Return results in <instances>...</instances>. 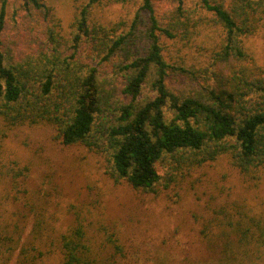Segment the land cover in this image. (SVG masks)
I'll return each mask as SVG.
<instances>
[{
  "label": "trees",
  "instance_id": "16d2710c",
  "mask_svg": "<svg viewBox=\"0 0 264 264\" xmlns=\"http://www.w3.org/2000/svg\"><path fill=\"white\" fill-rule=\"evenodd\" d=\"M55 1L0 0L2 136L49 126L53 140L85 148L114 184L142 194L180 185L222 157L253 185L264 179V68L244 41L264 28V0H166L165 9L141 0L130 19L109 22L95 10L128 0H75L67 24ZM19 10L39 46L17 54L6 27ZM194 45L207 57L198 67L182 52ZM27 171L13 168L5 196L43 206L28 194ZM37 208L14 264H37L45 251L35 244L46 246L49 231L46 250L58 251L59 264H119L131 251L114 221L94 224L73 212L57 232ZM20 231L15 221L0 228V264ZM198 234L208 256L187 264H264V214L219 206Z\"/></svg>",
  "mask_w": 264,
  "mask_h": 264
},
{
  "label": "rangeland",
  "instance_id": "374dc122",
  "mask_svg": "<svg viewBox=\"0 0 264 264\" xmlns=\"http://www.w3.org/2000/svg\"><path fill=\"white\" fill-rule=\"evenodd\" d=\"M56 9L63 23L70 20L75 0H56ZM141 0L111 2L98 7L101 21L128 20ZM165 9L166 0H155ZM18 6V4L16 5ZM9 21L6 34L14 36V50L32 51L39 43L23 25L24 11L19 10ZM23 22V23H22ZM201 40V37L196 41ZM245 45L255 62L264 68V28L245 38ZM199 47L182 49L187 63L198 67L207 57ZM0 126V228L9 221L21 227L20 239L6 264H14L21 247L28 244L32 226L40 217L56 231H65L71 213H80L86 222L114 221L129 237L131 251L119 264H187L202 260L208 254L199 242V229L206 217L219 206H245L251 213L264 214V179L256 185L246 181L227 158L222 157L194 169L180 185L160 188L156 194H142L125 182L114 184L100 167L98 157L81 146H64L52 135L49 126H22L2 136ZM27 166L26 187L31 200L43 206H17L5 194L10 193L13 168ZM14 192V191H11ZM6 197V198H5ZM10 199V200H9ZM39 216V215H38ZM42 248L45 254L37 264H59L58 251L47 252L50 238ZM45 242V243H46Z\"/></svg>",
  "mask_w": 264,
  "mask_h": 264
}]
</instances>
